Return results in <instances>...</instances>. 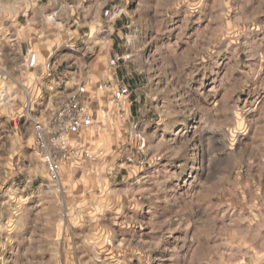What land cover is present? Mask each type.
<instances>
[{
	"label": "clouds",
	"instance_id": "obj_1",
	"mask_svg": "<svg viewBox=\"0 0 264 264\" xmlns=\"http://www.w3.org/2000/svg\"><path fill=\"white\" fill-rule=\"evenodd\" d=\"M0 264H264V0H0Z\"/></svg>",
	"mask_w": 264,
	"mask_h": 264
}]
</instances>
